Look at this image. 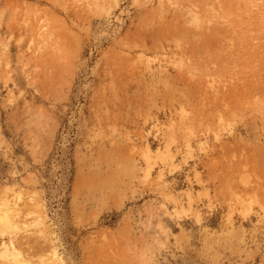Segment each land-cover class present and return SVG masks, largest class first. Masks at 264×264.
<instances>
[{
    "label": "rangeland",
    "instance_id": "obj_1",
    "mask_svg": "<svg viewBox=\"0 0 264 264\" xmlns=\"http://www.w3.org/2000/svg\"><path fill=\"white\" fill-rule=\"evenodd\" d=\"M6 211L0 264H264V0H0Z\"/></svg>",
    "mask_w": 264,
    "mask_h": 264
},
{
    "label": "bare ground",
    "instance_id": "obj_2",
    "mask_svg": "<svg viewBox=\"0 0 264 264\" xmlns=\"http://www.w3.org/2000/svg\"><path fill=\"white\" fill-rule=\"evenodd\" d=\"M14 214V213H13ZM12 214V216H13ZM18 228V227H17ZM15 223L12 222L11 216L9 214V211H6L4 214L1 212L0 215V234H12L15 231ZM1 253L0 258L9 261V259L13 262L19 263V255L16 254L14 249V244L12 238L10 239V242L6 244L5 242L1 245ZM18 253V252H17ZM10 261V262H11Z\"/></svg>",
    "mask_w": 264,
    "mask_h": 264
}]
</instances>
